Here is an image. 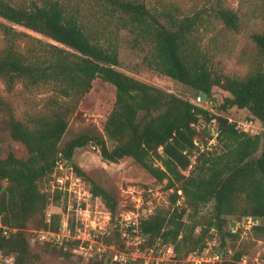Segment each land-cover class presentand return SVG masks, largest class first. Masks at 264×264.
I'll use <instances>...</instances> for the list:
<instances>
[{"label": "trees", "instance_id": "trees-1", "mask_svg": "<svg viewBox=\"0 0 264 264\" xmlns=\"http://www.w3.org/2000/svg\"><path fill=\"white\" fill-rule=\"evenodd\" d=\"M96 3L101 16L89 21L79 5L71 6L62 0H0V17L56 42L30 37L33 45L22 50L18 39L30 35L12 25H2L6 45L0 51V78L9 88L17 82L50 85L54 95L45 111L30 117V123L11 113L4 119L10 139L23 143L27 155L17 157L9 151L0 157V221L10 229L6 235L0 228V250L13 256L14 264H34L26 233L29 223L34 221L38 231H55L60 218L54 213L47 219L45 210L51 199L41 191L39 182L52 177L59 155L71 162L75 150L89 142L98 147L104 160L116 163L123 157H132L156 180L166 179L167 187L174 188L171 209L140 221V231L147 237L143 246L160 240L172 246L175 260H187L190 254L207 246L210 229L237 238L238 230L232 232L226 219L232 214L259 218L252 232L256 237L264 235V131L250 134L240 130L222 114L119 70L117 46L111 36L120 28L129 30L136 42L150 46L145 58L149 67L198 93L209 94L213 85L221 86L231 95L225 98L222 110L232 106L247 108L264 127V31L251 34L258 64L237 77L213 69L196 42L195 31L205 23V16L213 15L228 29L239 28L238 12L221 0H215L211 10L200 9L192 14H177V7L152 11L142 0ZM255 9L264 19V0ZM97 77L116 88L114 105L104 126L106 137L82 134L61 146L69 115ZM203 124L217 127L215 149L200 151L195 143L198 132H206ZM72 168L76 175L89 180L92 195L100 197L114 217L118 210L115 195L88 178L78 166L72 164ZM178 190L182 191L185 207L175 205ZM61 194L56 188L53 200L57 201ZM210 202L211 218L195 233L197 224L187 223L182 217L187 208L195 213ZM41 243L57 246L49 240ZM219 244H224V238ZM218 251L222 253L219 261L201 264H239L244 256L243 250L234 251L229 258ZM140 263V259L134 262Z\"/></svg>", "mask_w": 264, "mask_h": 264}, {"label": "rangeland", "instance_id": "rangeland-1", "mask_svg": "<svg viewBox=\"0 0 264 264\" xmlns=\"http://www.w3.org/2000/svg\"><path fill=\"white\" fill-rule=\"evenodd\" d=\"M13 2H29L31 0H11ZM67 4L79 5L81 14L89 21H96L101 16L96 0H62ZM152 11H160L177 7V14H192L196 10L210 9L215 0H142ZM223 5L236 10L240 16L239 28L232 30L212 16H205V23L195 31L196 42L200 49L209 58L213 69L232 76L242 77L252 71L258 64L259 58L256 47L251 39L254 32L264 31V19L258 14L255 6L262 0H221ZM206 15V14H205ZM3 24L12 25L30 36L21 37L17 44L25 50L33 45V38L56 43L52 39L15 25L0 17V51L6 45L3 34ZM117 46L119 65L117 68L124 73L156 86L167 92L174 93L188 99L196 105L208 109L213 113L222 114L234 122L236 126L250 134H261L264 131L262 123L256 119L247 108L236 106L221 109L226 97L230 93L221 86L213 85L207 97L194 88L152 69L146 64V57L150 46L143 41H135V35L127 29L120 28L111 34ZM54 95L50 85H30L17 82L9 88L0 78V157L12 151L17 157H26L27 151L23 143L11 140L4 124L9 113L25 123H30V117L38 112L45 111L50 97ZM116 95L115 86L97 77L92 81L90 90L77 103L75 110L69 115L68 126L63 134L60 145L69 140L87 134L106 137L104 126L111 112ZM206 132L200 130L195 140L201 150L215 149L217 144V127L214 124H203ZM199 128V127H198ZM109 147L112 142L107 140ZM197 153H195L196 155ZM195 155L191 156L193 164ZM72 164L78 166L88 178L92 179L107 191L115 195L118 200V210L111 217L107 207L100 197L90 192L89 180L82 176L76 180L72 172ZM189 168L185 171L188 172ZM75 173V172H74ZM76 175V173H75ZM69 182L68 191H62L61 197L53 200V194L58 185L64 188ZM41 191L47 193L51 201L46 207L47 219L51 214L60 215L59 223L67 220L69 226L74 225V237L66 240L62 245H44L38 238V230L34 221L26 229L29 238L34 264H134L137 259L140 264H185L187 260H175L173 249L169 243L157 240L152 246L146 245V236L140 231V221L158 211L171 209V195L174 188L167 187V180H156L144 167L132 157L126 156L119 162L104 160L98 147L89 142L84 147L77 148L71 162L61 175L52 174L50 179L39 182ZM59 189V188H58ZM74 192V193H73ZM75 192L80 198H77ZM178 199L175 205L185 207L182 191H177ZM212 213V202L207 203L198 212L186 209L182 219L187 223H196L195 233H199L201 224H206ZM239 214L227 215L229 229L233 223L239 235L233 238L225 231L219 232L210 229L205 250V256L213 255L214 251L222 250L224 257L229 258L234 251L243 250L244 256L239 264H264V235L256 237L250 223L242 222L246 217ZM242 217V218H241ZM237 220L240 221L237 225ZM95 226V228H92ZM236 226L238 228H236ZM81 229V232L78 231ZM216 236V244L212 236ZM224 233V234H223ZM80 235L82 238H76ZM224 238V244L219 241ZM78 239L79 242H75ZM212 241V242H211ZM75 249V250H74ZM197 256V255H196ZM196 256H191V259ZM222 258V257H221Z\"/></svg>", "mask_w": 264, "mask_h": 264}, {"label": "built area", "instance_id": "built-area-1", "mask_svg": "<svg viewBox=\"0 0 264 264\" xmlns=\"http://www.w3.org/2000/svg\"><path fill=\"white\" fill-rule=\"evenodd\" d=\"M243 130L246 131L247 129L243 128ZM195 143L197 144L196 140H195ZM67 165H68V160L65 159L64 157H62L61 155H59V157L56 160V166H55V170L53 173L54 176L61 175L62 173H64V169L66 168ZM189 168H190V166H189ZM71 169H72L71 174L73 175V177L76 180H80V177L78 175H75L72 167H71ZM64 185H65L64 188L60 187L59 185H58V188L60 190H62L63 192L68 191L69 193H71L72 191H70L68 189L69 182L66 181V183ZM75 195L77 196V198H80L76 192H75ZM241 221L243 223L245 221L250 223V225H251L250 227H252L253 225H256L259 223V218H254V217L248 215V216L244 217ZM239 223H240V221L237 220L238 226H240ZM233 226H235V223H233L232 226H230L231 231L235 232L236 229H234ZM1 227H3V234L7 235L10 229L2 226L1 221H0V228ZM92 228H95V226H93ZM236 228H238V227L236 226ZM78 231L81 232V229H78ZM71 233H72V228H71V226H69L67 220L65 219L59 223V227L55 231H51V230H40V231H38V238H39V240H49V241L53 242L54 244L62 245L66 240H69L70 238H72V236L74 237V235L73 234L71 235ZM76 238L79 239L82 237H80V235H77ZM216 239H217L216 237H214L212 239L214 244H216ZM209 244H210V242H207V245H209ZM207 248H208V246H206L201 252H197V251L193 252L192 254H190L188 256L187 261L190 264H201L202 262H214V261H219L221 259L222 253H221V251H218V250L214 251L212 256L204 257L206 255L205 250ZM194 255L195 256L197 255V256H196V258L194 257L192 260L191 256H194ZM0 264H14L13 256L6 255L0 250Z\"/></svg>", "mask_w": 264, "mask_h": 264}, {"label": "water", "instance_id": "water-1", "mask_svg": "<svg viewBox=\"0 0 264 264\" xmlns=\"http://www.w3.org/2000/svg\"><path fill=\"white\" fill-rule=\"evenodd\" d=\"M203 94H205L206 97H207V94H206V93H204L203 91H200V92H199V96H198V98H199V99H202Z\"/></svg>", "mask_w": 264, "mask_h": 264}]
</instances>
